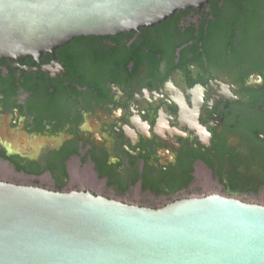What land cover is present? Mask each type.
Wrapping results in <instances>:
<instances>
[{
  "label": "flooded vegetation",
  "instance_id": "obj_1",
  "mask_svg": "<svg viewBox=\"0 0 264 264\" xmlns=\"http://www.w3.org/2000/svg\"><path fill=\"white\" fill-rule=\"evenodd\" d=\"M141 30L79 37L39 61L10 60L18 91L6 97L0 85V156L37 170L63 165L66 178L17 171L2 157L0 165L47 177L54 191L74 181L79 188L71 191L154 209L213 194L264 206L261 49L237 55L230 44L217 56L200 43L190 53L151 57L145 48L120 62L122 43L132 49L148 40ZM91 51H114V62Z\"/></svg>",
  "mask_w": 264,
  "mask_h": 264
},
{
  "label": "water",
  "instance_id": "obj_2",
  "mask_svg": "<svg viewBox=\"0 0 264 264\" xmlns=\"http://www.w3.org/2000/svg\"><path fill=\"white\" fill-rule=\"evenodd\" d=\"M211 1L0 0V60L39 61ZM0 264H264V206L213 194L154 209L0 181Z\"/></svg>",
  "mask_w": 264,
  "mask_h": 264
},
{
  "label": "trees",
  "instance_id": "obj_3",
  "mask_svg": "<svg viewBox=\"0 0 264 264\" xmlns=\"http://www.w3.org/2000/svg\"><path fill=\"white\" fill-rule=\"evenodd\" d=\"M209 5L214 7L213 13L207 12ZM212 14L214 15L213 21L210 19ZM196 20L200 22L201 29V34L198 35L195 34ZM141 31L147 32L146 38L148 40L144 43L142 41L136 42L132 49H126L124 43H122L116 53L120 62L125 55L141 56L145 52V48L149 49L151 57L155 53L172 55L178 49H180L181 54H185L190 53L192 48L200 43L204 52L208 55L211 53L217 56L223 54L226 47L230 44H232L235 49L234 53L237 55L242 53L250 55L255 48H260L262 54H264V0H213L200 11L192 9L178 12L164 23L149 30L143 29ZM237 32L241 35L240 42L234 39V35ZM89 55L90 57L97 55L102 61H109L110 59L114 62V51L110 53L91 51ZM11 64L10 60H0V66L5 65L7 68L6 75H0L2 80L0 82L1 91L6 97L16 95L18 91L17 71L11 69ZM68 68L71 69L70 66ZM87 68L92 69L94 67L88 65ZM97 69L99 71L103 69L101 74L103 75L105 68L101 66L100 69L98 65ZM74 154H76V151L72 149L67 155L64 153L61 160H66L70 155ZM0 157L10 160L16 166L17 171L40 175L45 170H48L56 179L66 178L63 165L57 167L48 166L45 170H37L30 164L28 166L21 165L15 158L4 155ZM65 184V182H61L58 191H62Z\"/></svg>",
  "mask_w": 264,
  "mask_h": 264
},
{
  "label": "rangeland",
  "instance_id": "obj_4",
  "mask_svg": "<svg viewBox=\"0 0 264 264\" xmlns=\"http://www.w3.org/2000/svg\"><path fill=\"white\" fill-rule=\"evenodd\" d=\"M0 181L12 183L16 185L34 186V187L36 186L48 190H53L52 183L47 177L35 178L33 176H27L22 173H17L16 171L13 170L11 166L7 165L6 163H2L0 165ZM38 184H41L42 186H39ZM78 188H79L78 184L74 183L73 181L67 186L66 191L76 190ZM138 206L143 207L144 205H138ZM157 206L159 207L162 205L159 204Z\"/></svg>",
  "mask_w": 264,
  "mask_h": 264
}]
</instances>
